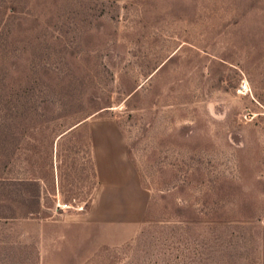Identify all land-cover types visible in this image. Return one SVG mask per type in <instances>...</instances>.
Instances as JSON below:
<instances>
[{
    "label": "rangeland",
    "instance_id": "obj_1",
    "mask_svg": "<svg viewBox=\"0 0 264 264\" xmlns=\"http://www.w3.org/2000/svg\"><path fill=\"white\" fill-rule=\"evenodd\" d=\"M0 264H264V0H0Z\"/></svg>",
    "mask_w": 264,
    "mask_h": 264
},
{
    "label": "trees",
    "instance_id": "obj_2",
    "mask_svg": "<svg viewBox=\"0 0 264 264\" xmlns=\"http://www.w3.org/2000/svg\"><path fill=\"white\" fill-rule=\"evenodd\" d=\"M10 218H16V217L13 216V217H10Z\"/></svg>",
    "mask_w": 264,
    "mask_h": 264
}]
</instances>
